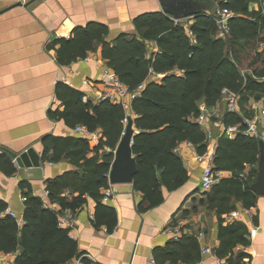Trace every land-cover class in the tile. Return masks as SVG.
<instances>
[{"label":"trees","instance_id":"trees-1","mask_svg":"<svg viewBox=\"0 0 264 264\" xmlns=\"http://www.w3.org/2000/svg\"><path fill=\"white\" fill-rule=\"evenodd\" d=\"M206 1V0H204ZM220 2L232 10L235 16L229 20L226 38L218 37L214 16L208 12L195 15L191 29L196 42L183 24H175L162 12H150L135 19L141 36L120 35L116 44L107 42L108 29L104 25L90 24L75 30L68 39L57 40V59L68 65L86 57L102 42V56L107 65L130 90L145 82L141 96L131 103L136 114L134 124L139 132L133 140V153L137 162L134 188L143 193L149 205L162 201V186L176 189L188 179L182 159L175 152L179 142L189 141L200 154L207 148L205 134L193 117L200 112L198 101L204 98L213 105L225 87L238 91L243 106L248 98L264 100V58L257 51L264 41V4L262 0H207ZM258 3V9L251 8ZM154 41L158 51L147 57L148 42ZM255 54L252 73L240 65L243 56ZM261 62V63H260ZM259 65V66H257ZM175 70H178L177 72ZM244 72V74L242 73ZM155 74H165L160 80H150ZM57 96L63 102V110L50 111V116L64 119L70 127L85 125L91 131L102 130L105 141L90 154V146L83 137L44 138L45 157L52 152V160H67L77 167L48 185L49 200L58 201L64 209L77 210L87 202V195L96 202L95 218L100 226L111 230L116 224L115 209L102 201L101 188L108 186V175L114 159L113 152L105 146L117 147L124 131V107L105 100L94 103L83 100L84 93L66 84L59 83ZM227 124L247 125L238 113H227ZM259 140L238 134L234 139L219 140L214 165L216 170L232 171L234 176L223 179L209 192L208 204L218 215L231 211L234 199L249 208L256 204L258 195L251 189L256 180L259 162ZM252 169L245 175V164ZM0 170L12 175L17 171L13 160L0 152ZM27 200L24 204L25 223L19 226L15 218L3 215L8 204L0 199V252L15 253V264H64L80 256L77 242L68 230L60 228L56 213L45 207L40 196L30 194L27 182L21 184ZM72 188L79 194L71 199L63 196ZM247 227L240 222L220 224V245L217 253L225 256L237 244H248ZM173 263L195 264L200 260V245L194 236L184 235L171 241L165 249L156 252ZM231 259L229 264H240Z\"/></svg>","mask_w":264,"mask_h":264},{"label":"crops","instance_id":"crops-1","mask_svg":"<svg viewBox=\"0 0 264 264\" xmlns=\"http://www.w3.org/2000/svg\"><path fill=\"white\" fill-rule=\"evenodd\" d=\"M16 1L0 0V11ZM258 7V3H251V8ZM150 12L163 13L159 0H35L28 6H16L0 13V147L17 153L34 147L42 157L41 176L27 169L26 178H23L17 166V171L12 175L0 170V199L8 204L3 215H7L9 210L14 211L20 227L25 223V202L21 199L27 191L23 192L21 188L24 182L30 185V194L40 196L45 207L54 211L56 216L68 210L58 201H50L46 194L50 182L67 172L75 171L77 167L67 160L53 161L51 151L45 157L44 138L50 135L82 137L64 119L50 116V111L64 109L63 102L57 96L58 84L63 83L82 91L94 103H98L97 97L108 88L101 80L103 71L109 68L108 61L102 56V42H98L96 50L88 52L85 58L62 65L57 59V48L60 47L57 40L68 39L78 28L98 24L108 29L105 39L114 45L120 35L141 36L135 19ZM158 50L156 42H148L147 57L151 58ZM164 76L159 74L150 80L160 81ZM215 104L208 105L204 98L198 101L200 111L203 108L211 110ZM261 105L264 106L263 99L250 97L243 106L240 103L238 114L245 121L253 119L259 115L258 108ZM217 111L224 119L230 113L225 107ZM126 114L135 120L136 114L131 105ZM138 132L134 124V134ZM218 133V129H214L211 139L205 137L207 148L202 154L189 141L178 143L175 152L182 159L188 179L176 189L162 186V201L159 204L149 205L143 193L137 191L133 184H111L113 198L108 202L102 200L116 211V224L111 230L105 224H97V202L87 195V202L79 209L72 210L75 216L73 229L63 228L77 242L80 256L85 262L170 264L173 262L161 254L157 256L156 252L165 249L171 241H177L175 236L179 234L180 237H196L201 258L195 264H229L233 258H239L240 264H264V196L258 195L256 204L249 208L242 201L234 199L231 203L233 209L218 215L208 204L206 192L201 189L202 174L211 164L204 154L214 152L216 155L222 138ZM88 143L91 150L89 156H92L97 146L94 142ZM251 169L252 166L246 163L242 174H248ZM218 172L220 181L234 176L229 170ZM107 187H110L109 179L108 186L101 188L102 196ZM78 194L69 188L62 195L71 199ZM234 210L242 212L244 217L226 220V215ZM235 222L246 225L248 244L239 243L231 252L220 256L217 253L220 224ZM204 247L212 248V254L203 255ZM15 260V253L0 252V264H15Z\"/></svg>","mask_w":264,"mask_h":264},{"label":"built area","instance_id":"built-area-1","mask_svg":"<svg viewBox=\"0 0 264 264\" xmlns=\"http://www.w3.org/2000/svg\"><path fill=\"white\" fill-rule=\"evenodd\" d=\"M263 4H264V0ZM216 20V26H217V35L221 38H226L229 31V20L231 17L235 16V13L223 6L221 4L218 6L217 12L214 15ZM175 24H183L186 31L189 33V35L192 37L193 42H196L195 36L193 34V31L191 29V21L193 17H186V18H173L170 17ZM259 51L264 53V41L260 43L259 45ZM244 74V72L242 71ZM152 77H157L159 74L152 73ZM101 80L107 85V90H105L102 94H100L97 97L98 103L103 102L105 100H109L112 103L120 104L124 107L125 111L128 112L130 105L134 99L141 96L142 92L144 91L146 87V83L143 82L140 85L137 86L134 90H130L129 87L123 83L115 74V72L111 68H106L103 71ZM89 98L84 95L83 100L87 101ZM240 100H241V94L238 91L231 90L227 87L223 88L220 93V98L215 104V108H203L199 114L193 119L199 123L200 127L203 129L206 139H211L213 137L214 129H218L219 136L225 137L228 136L229 138H234L238 134H242L244 136H248L251 138H256L258 140L264 141V106L261 105L259 109V115L254 117L253 119H246V127L241 128V124H227L225 122L224 117L221 116L220 112L217 111L218 108L225 107L227 112L230 113H240ZM217 106V107H216ZM217 108V109H216ZM129 116L126 114V116L123 119L124 123V130L129 122ZM74 130L81 135L84 139L94 142L96 146L102 145V143L105 141V138L103 136V132L101 129H97L94 131H91L86 127L85 125H77ZM124 133V131H123ZM104 150L106 152H113L115 154L116 148L112 149L108 146L104 147ZM214 152L205 153V158H208L209 161H211V164L208 165L202 174L201 178V189L203 192H209L215 185L220 183V173L218 170H215L213 167V157L215 156L213 154ZM244 179H247L245 177V174L241 175ZM49 190L46 189V194L49 195ZM114 191L111 187H107L105 191L103 192L102 200L105 202L110 201L113 198ZM21 199L23 202L27 200V197L25 195L21 196ZM8 214L12 216L13 218H18L16 213L14 211H8ZM244 215H242V212L239 210H234L229 215H226V220L233 221L236 219L243 218ZM57 219L58 224L62 228H72L73 229V221L75 219L74 211L67 210L65 213H57ZM200 235H203V233H200ZM176 240L180 238V235L175 236ZM202 254H212V248L210 247H204L202 249ZM64 264H87L82 256L75 257L73 259H70L66 261ZM170 264H176V263H170ZM226 264V263H223Z\"/></svg>","mask_w":264,"mask_h":264},{"label":"water","instance_id":"water-1","mask_svg":"<svg viewBox=\"0 0 264 264\" xmlns=\"http://www.w3.org/2000/svg\"><path fill=\"white\" fill-rule=\"evenodd\" d=\"M35 0H30L24 2L23 0H18L10 7L16 6H28L31 2ZM163 13L173 18H186L194 17L195 15L208 12L214 16L217 12L220 2L214 1H204V0H159ZM0 11V13L4 12ZM136 134H134V121L129 118V122L125 127L124 133L117 145L114 159L111 165V169L108 175L110 184H133L134 177L137 173V162L133 153V140ZM260 155L258 163V174L255 182L252 183L251 189L259 196H264V141L259 140ZM0 152L7 154L19 168L26 178V170L29 169L30 172L35 173L37 176L42 174V157L40 153L34 148L29 147L28 149L17 153L8 148L0 147ZM41 173V174H40Z\"/></svg>","mask_w":264,"mask_h":264},{"label":"rangeland","instance_id":"rangeland-1","mask_svg":"<svg viewBox=\"0 0 264 264\" xmlns=\"http://www.w3.org/2000/svg\"><path fill=\"white\" fill-rule=\"evenodd\" d=\"M214 18H215V16H214ZM216 21V20H215ZM191 23H193V20L191 21ZM258 51V50H257ZM259 52V51H258ZM260 55H261V58L263 59L264 58V54L263 53H260ZM255 54H251L250 56L248 55V56H243V58H242V60H243V62L241 63V65H240V67L244 70V71H246L247 73L249 72V73H252V71H253V67H256V65L253 63L254 62V60H255ZM261 63V62H260ZM257 66H259V65H257ZM264 66V65H263ZM241 96H242V94H241ZM240 102H241V100H240ZM100 146V145H99ZM99 146H97V147H99Z\"/></svg>","mask_w":264,"mask_h":264}]
</instances>
